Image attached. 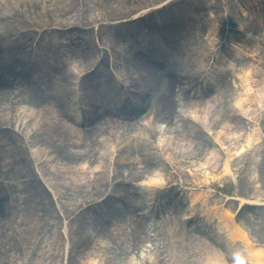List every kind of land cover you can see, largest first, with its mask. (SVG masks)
<instances>
[{
	"label": "rangeland",
	"instance_id": "374dc122",
	"mask_svg": "<svg viewBox=\"0 0 264 264\" xmlns=\"http://www.w3.org/2000/svg\"><path fill=\"white\" fill-rule=\"evenodd\" d=\"M219 5L233 8L222 11ZM61 6L58 0H43L40 11L44 16L34 23L58 15ZM67 10L62 23L79 28L71 31L70 39L81 50L76 52L84 55L83 59L72 58L68 77L71 89L63 97L69 109L55 116L45 103L36 106L32 102L31 84H15L18 95L12 100L13 125L5 126L24 159L22 165H0V183L11 189L9 200L17 207L11 215L12 224L0 228V264H237L242 258L227 248L234 245L243 253L242 243L226 240L216 223L206 219L205 208L214 204L235 211L236 220L264 248V204L262 200L254 202L264 198V110L254 119L243 120L229 105L228 70H217L223 56L233 58L235 44H242L251 53L259 46L264 68V0H75ZM143 11L151 15L147 24L151 35L146 40L139 37L145 24L133 22ZM224 13L226 18L221 16ZM211 26L217 34L216 42L223 41L218 47L207 44L204 34ZM16 27L12 26L13 31ZM175 35L183 42L177 47L173 46ZM147 41L168 50L169 61L177 64V74H171L175 76H169L162 66L156 69L154 80L165 77L170 87L168 100L159 106L154 103L153 112L161 115L162 126L150 122L155 130L152 137L141 125L147 115L144 109L126 120L113 115V122H107V116L84 118L81 110H74L75 97L81 95L78 83L87 80L97 66L105 65L102 70L121 78L115 70L124 59L112 55V49ZM41 43L51 46L52 37L44 34ZM33 45L26 47V55ZM255 60V56H247L241 61L255 64ZM118 81L125 83L122 78ZM225 82L229 90L223 89L215 106L206 113L212 133H207L198 119L181 115L179 101L203 116L205 102ZM54 108L59 114L60 107ZM67 113L78 120L74 122ZM23 115L25 123L35 121L27 130L16 127ZM122 120L129 125H123ZM226 123L229 127L221 128ZM67 128L69 131H64ZM255 128L259 141L243 154L231 156V174L208 184L202 182L203 171L209 170L207 157L215 156L214 164L219 168L226 152L225 147L215 155L207 152L208 147H220L214 141L215 132L220 131L218 135L224 141L221 146H229L240 142L227 138L230 132ZM32 133L60 146L74 156V161L68 163L49 147L30 141ZM121 142L128 145L127 150H118ZM123 156L124 161L116 165L114 161ZM121 179L124 185H118ZM33 181L34 190L41 194L25 197ZM104 183L112 187L109 193L96 195L95 203L90 204L89 195L96 185ZM65 188L61 197L60 191ZM195 192L208 195L203 205L196 202L190 207V194ZM239 198L246 202L239 205ZM140 217L143 219L137 223ZM117 218L120 223L109 222Z\"/></svg>",
	"mask_w": 264,
	"mask_h": 264
},
{
	"label": "bare ground",
	"instance_id": "6f19581e",
	"mask_svg": "<svg viewBox=\"0 0 264 264\" xmlns=\"http://www.w3.org/2000/svg\"><path fill=\"white\" fill-rule=\"evenodd\" d=\"M42 1L43 0H0V162L1 160H5L4 163H0L2 166H8L11 162H18V164L22 165V160L24 159L19 144L10 139V130H7L8 127L5 126L8 125L7 123L12 124L14 120L12 114V110L14 109L12 106V100L18 95L17 87H15L16 82L19 84L22 82H27L29 85L31 84V94H33L31 98L32 102L36 106L45 103L46 107L50 108L55 116L60 115L65 110L69 109V104L64 102L63 97L69 94L71 89V83L68 77L71 76V71L69 70L74 64L72 58L78 56L83 59L82 57L84 56L82 53L76 52L81 50L75 48L76 44L73 39H70L71 31L79 28L74 25L67 26L62 23L61 19H66L68 13L67 7H70L71 5L74 6L75 0H58V2L62 3L58 15H48L46 16L47 19L44 23L37 24L34 23V20L44 16L40 11ZM184 3L187 4L186 2ZM167 5L168 4L163 5L161 9L166 8ZM157 8L158 7H156L155 12H157ZM219 8L222 9V11H224V9H229L230 11L233 7L219 5ZM148 14H150V11H143L142 14L135 17L136 19L134 18L133 21L135 23L142 22V24H145V31L143 27L139 26L141 27L140 30L143 31L139 37H143L145 40L151 35V33H148L147 31V24L151 20V15L149 16ZM13 25H17L14 31L12 29ZM149 28L152 29L150 25ZM213 29V26L208 27L205 33L206 39L208 40L207 44L209 45L217 43L214 38L215 35L212 33ZM44 34H49L50 37H52L53 44H51V46L41 43ZM175 36L177 39H174L173 46L177 47L178 45H181L182 39L177 35ZM60 37H63L64 40L60 41ZM134 39L138 42L137 36H134ZM7 40H9V43H7ZM33 43L35 45L30 47L26 55L24 53L26 47ZM146 44H149L148 41L145 42L144 45L132 46L130 44L126 47L118 46L117 48L112 49L114 50L111 52L112 55L116 57L122 56L124 59L123 63L120 64V69L118 68V71L115 70L118 76L124 79V85H120L116 79L111 77L109 70L108 72L107 70H102L105 68V65L104 67L102 65L97 66L96 70H94L90 76H86L88 78L87 80L78 83L81 95L79 97L80 99L75 101V104L76 102H82V104H84L86 101V108L83 111L84 118L85 115L93 119L104 118L107 116V118H110L106 121L113 122V115H117L119 118L126 120L132 115L136 116L139 110L144 109L147 115L141 119L142 128L148 131L151 137L154 135L155 130L149 125L150 119L153 117L152 120L158 122L161 117V115H157L153 112L154 103H157L156 106H159V104L162 105L168 100L167 95L169 94L170 83L167 78L154 80V75L157 71L152 64L156 63V66L165 65L172 74L176 73L175 65L177 68V64L166 63L168 50L165 48H160L159 46H153L151 44L146 46ZM258 50L259 46H255L253 50L254 53H251L249 50L247 51V49H244L242 45H236V48L234 47V52L231 54L234 55L233 58L227 60V57L223 56L222 61H220V67L217 68L218 71L228 70V82L230 83L231 88V100L229 105L234 112L241 115L243 120H247L248 118L254 119V115L256 116L257 112L264 110V68L262 65V56H260L261 52H258ZM87 51L88 50H85L83 52ZM146 52H151L157 55V57L147 55ZM247 56H255V64L247 62L241 63V60ZM160 57L163 62L160 61ZM234 59L239 60L236 62ZM84 62L85 61L83 60V63ZM99 77L102 78L99 79ZM215 82H217V80H215ZM227 87L228 84L226 82L221 87H217L218 93L205 102V114L203 116H200L194 108L187 104L185 105L184 103L182 104V116H189L193 119H198L202 122V126L206 129V132L212 133L210 131L209 123H207L208 119L206 113L215 106V103L221 95L220 92ZM129 88H131L130 91L128 90ZM226 90H229V87ZM114 96H117L118 98L123 97V103L111 104L110 98ZM48 97H50V101H47ZM57 106L60 107L59 114L54 110V107ZM67 115L74 122L78 120L70 113H67ZM27 116H30L31 118V114H27ZM55 116H52V118L55 119ZM24 117H26V115H23L18 119L19 121L16 125L17 129L27 130V128L35 122L32 120L31 123H25ZM55 123L56 122L53 124ZM115 123L117 122L115 121ZM121 123L125 126L129 125L127 121ZM161 126L162 125L160 124L159 127L161 128ZM225 127L228 128L229 124L226 123L221 128ZM64 131H69V129ZM240 131H232L230 132L231 136H227L229 139L235 138L240 141L239 143L234 144L230 142L231 144L229 146H221V143L224 141L218 135V132L220 131L215 132L214 141L218 145L220 144V147L217 149L208 147L207 152L215 155L217 151L225 147L226 154L224 153V157L220 160L219 168L214 164L216 161L215 156L207 157L209 162L205 161V163L208 164L209 170L203 171L202 182L208 184L219 179L223 175L231 174V156H237L241 153L243 154L248 149L252 148L253 143H257L260 139V134L256 128L249 130L250 132ZM187 136L192 137L191 134H187ZM30 138V141H36L43 144L45 147H49L52 152H55L58 156L64 158L68 163L74 161V156L66 152L64 149H61L60 146L52 144L47 138L39 137L35 133H32ZM139 140L143 139L139 138ZM6 143L8 144V147H5ZM142 143L144 145L147 144L144 141ZM122 144L123 142L119 144L120 149L118 150H127L128 145ZM219 153H222V151L220 150ZM146 155H148V153H146ZM117 159L118 161H114L116 165H118L117 163L120 164L124 161V156ZM149 159L148 156L147 160ZM173 163L177 164L179 162L173 161ZM34 184L35 181H33L31 186L32 190L26 193L25 197L40 196L41 191L34 190ZM124 184V180H119L118 185ZM102 185L103 189H100ZM58 187L64 188L61 185H58ZM109 188L112 187L107 186L105 183L96 185V189L93 188L94 191H92V189L91 196L89 195L88 201L90 204L95 203L92 201H94L93 198L96 195L98 196V194L109 193ZM66 189L67 188H65L64 191H60L61 197L64 196ZM10 193L11 189L0 183V228H6L8 224H12L11 215L17 210V207L12 204L11 200H9ZM207 195L206 192L191 193L188 206L192 207L196 202H198L199 205H203L205 203L204 198ZM259 200H262L263 202L261 203L264 204V198H257L254 202L257 203ZM239 201V205L246 202L240 198ZM132 205L133 207L135 206V201ZM25 207H27V205ZM204 211L205 215H207L206 219L210 218L216 223L217 230L223 233L226 240L238 241L243 244L244 250L242 254L237 255L235 252L236 250L232 249V253L236 254L237 258H242L237 264H243V261H246L248 264H264V248L256 244L244 224L236 220L235 211L217 204L206 207ZM142 219L143 218L140 217L137 223H140ZM109 222L120 223L121 221L117 218L114 220L110 219ZM138 233V229H136V237L138 236ZM227 251H229V248H227Z\"/></svg>",
	"mask_w": 264,
	"mask_h": 264
}]
</instances>
